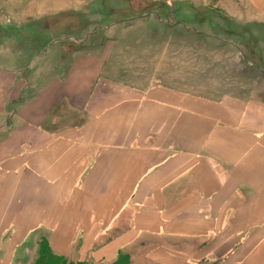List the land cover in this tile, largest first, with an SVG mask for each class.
<instances>
[{"label": "crops", "instance_id": "crops-1", "mask_svg": "<svg viewBox=\"0 0 264 264\" xmlns=\"http://www.w3.org/2000/svg\"><path fill=\"white\" fill-rule=\"evenodd\" d=\"M25 3L5 20L74 0ZM29 34L0 45V264L34 233L73 262L264 264V99L118 81L103 52L38 64Z\"/></svg>", "mask_w": 264, "mask_h": 264}, {"label": "rangeland", "instance_id": "rangeland-1", "mask_svg": "<svg viewBox=\"0 0 264 264\" xmlns=\"http://www.w3.org/2000/svg\"><path fill=\"white\" fill-rule=\"evenodd\" d=\"M12 1L14 8L9 9ZM26 1L0 0V45L12 33H30L28 47L43 57L38 64L103 52L110 56L118 81L182 83L186 91L195 87L213 98L264 99V23H238L229 0H74L71 10L55 16L50 11L56 7L46 8L39 23L5 20L20 15ZM254 11L246 9L247 15ZM43 235L25 238L14 248L10 264H35Z\"/></svg>", "mask_w": 264, "mask_h": 264}, {"label": "trees", "instance_id": "trees-1", "mask_svg": "<svg viewBox=\"0 0 264 264\" xmlns=\"http://www.w3.org/2000/svg\"><path fill=\"white\" fill-rule=\"evenodd\" d=\"M42 246L38 250V257L35 264H67L66 258L55 255L49 248L47 240H42ZM77 264H83L82 262ZM111 264H127L126 258L119 256Z\"/></svg>", "mask_w": 264, "mask_h": 264}]
</instances>
